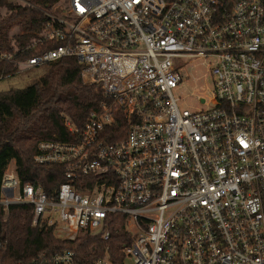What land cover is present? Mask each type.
Returning a JSON list of instances; mask_svg holds the SVG:
<instances>
[{
    "label": "built area",
    "instance_id": "obj_1",
    "mask_svg": "<svg viewBox=\"0 0 264 264\" xmlns=\"http://www.w3.org/2000/svg\"><path fill=\"white\" fill-rule=\"evenodd\" d=\"M62 2L65 18L45 12L42 35L0 45V64L74 58L103 102L82 128L63 114L74 141L39 144L35 164L63 167L55 194L9 168L0 206H31L33 227L65 241L109 240L120 224L131 241L119 258L64 250L36 264H264V0ZM196 62L213 89L181 110Z\"/></svg>",
    "mask_w": 264,
    "mask_h": 264
},
{
    "label": "trees",
    "instance_id": "obj_2",
    "mask_svg": "<svg viewBox=\"0 0 264 264\" xmlns=\"http://www.w3.org/2000/svg\"><path fill=\"white\" fill-rule=\"evenodd\" d=\"M14 1L0 0V45L7 50H23L32 44L52 22L45 12H61L64 7L62 0H23L28 5ZM37 54L31 50L23 57ZM46 66L47 72L36 84L0 93V189L4 174L14 163L22 182L35 183L53 196L66 181L63 167L35 164L39 144L74 141L63 114L82 128L89 113L103 102L101 88L84 82L76 59L63 58ZM20 70L14 64H0V80ZM32 221L31 206L12 205L7 210L0 206V264H36L40 258L64 250L75 251L87 262L106 254L119 258L131 241L123 224L113 228L109 240L87 233L72 242L58 237L55 227H33Z\"/></svg>",
    "mask_w": 264,
    "mask_h": 264
},
{
    "label": "rangeland",
    "instance_id": "obj_3",
    "mask_svg": "<svg viewBox=\"0 0 264 264\" xmlns=\"http://www.w3.org/2000/svg\"><path fill=\"white\" fill-rule=\"evenodd\" d=\"M16 4L28 5L23 0H15ZM58 17L65 18L63 12L56 13ZM47 72V66L43 65L36 68L24 69L17 75L0 80V93L10 90H20L36 84ZM208 74L206 67L201 65V62H196L185 70V76L189 79L185 81L182 90L177 93L181 98L179 107L181 110L194 111L203 108L196 100V96H204L208 90L213 89V81ZM14 170V163L9 167ZM127 264H132V261L127 260Z\"/></svg>",
    "mask_w": 264,
    "mask_h": 264
}]
</instances>
